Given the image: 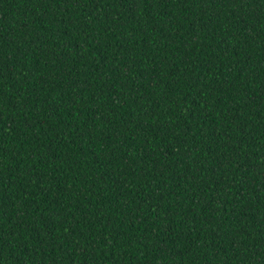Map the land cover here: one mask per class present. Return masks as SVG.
<instances>
[{"label": "trees", "instance_id": "16d2710c", "mask_svg": "<svg viewBox=\"0 0 264 264\" xmlns=\"http://www.w3.org/2000/svg\"><path fill=\"white\" fill-rule=\"evenodd\" d=\"M0 264H264V0H0Z\"/></svg>", "mask_w": 264, "mask_h": 264}]
</instances>
